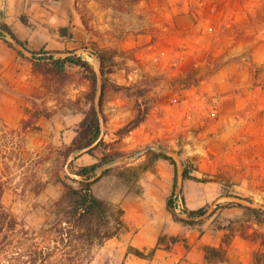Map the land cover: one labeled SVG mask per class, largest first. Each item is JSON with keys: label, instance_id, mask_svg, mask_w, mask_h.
<instances>
[{"label": "rangeland", "instance_id": "374dc122", "mask_svg": "<svg viewBox=\"0 0 264 264\" xmlns=\"http://www.w3.org/2000/svg\"><path fill=\"white\" fill-rule=\"evenodd\" d=\"M21 14L27 15L28 24L21 22ZM2 16L18 25L20 31L13 27L14 31L29 46L58 51L52 53L56 57L78 55L95 70L98 61L91 47L116 50L111 78L119 87L105 94L100 134L123 155L104 165L112 169L105 176L141 193L154 179L155 162L151 172L138 175L139 185L133 187L139 191L114 173L144 161L148 149H165L163 153L176 162V212L186 217V194L191 202L207 205L198 218L202 224L194 226L196 232L219 234L220 239L225 234L230 263L252 264L253 252L264 251V223L238 204L264 210V0H1ZM59 26H68L72 37L59 35ZM0 44L5 49L0 85L11 97L12 111L5 104L0 109L19 119L13 128L0 115V128L5 124L19 129L21 119L30 122L29 128L11 136L20 157L33 159L31 165L41 171L44 182L52 168L47 159L75 135L83 107L75 100L88 81L81 67L68 63V77L47 87L31 71L28 52L22 57L1 40ZM188 73L204 79L195 86H180L178 78ZM136 101L148 108L144 120L132 133L118 135L134 116ZM37 112L48 115L35 116ZM82 154L73 160L74 166L95 160ZM159 160V184L166 201L173 189V166L167 159ZM184 165L204 181L183 179ZM17 180L10 179L4 205L26 228L38 230L52 218L48 204L62 185L44 182L39 193H32L15 188ZM98 180L92 186L97 196L108 187ZM111 191L115 198L123 194L116 187ZM227 202L233 205L218 206ZM98 248L92 264H102Z\"/></svg>", "mask_w": 264, "mask_h": 264}, {"label": "trees", "instance_id": "16d2710c", "mask_svg": "<svg viewBox=\"0 0 264 264\" xmlns=\"http://www.w3.org/2000/svg\"><path fill=\"white\" fill-rule=\"evenodd\" d=\"M19 17L22 23L28 24L27 15L21 14ZM58 33L61 36L72 37L68 26H59ZM0 40L15 49L22 57L25 56L24 51L28 52L29 56L26 57L31 63V71L37 74L41 83L47 87L68 77L65 68L68 63L81 67L88 81V86L81 97L75 100L77 103L81 102L83 107L74 137L69 144L55 150L54 158L47 159L51 162L52 168L48 173L46 172L47 179L44 182L61 183L62 190L48 204L47 213L52 215V218L45 220L38 230L26 228L3 202V194L11 178L16 180L18 178L14 187L23 192L30 190L32 193H39L42 189L44 182H41L42 178L39 176L41 171H36L31 165L33 159L24 160L20 157L18 143L11 136L29 128L30 122L21 119L19 129L1 125L4 128H0V264H89L95 249L105 240L119 237L122 232L128 230L123 217L124 209L108 199L97 196L92 189L94 182L102 175L110 173L112 169L105 167L99 175L96 174L97 170L123 155V151L112 147V142L105 141L100 134L105 94L109 89L119 87V84L111 78L116 65V50L111 47H91L89 51L98 61V68L95 70L88 61L78 55L67 53L56 57L52 53L58 51L35 49L29 46L27 40L19 37L3 16L0 17ZM203 79V75L188 73L185 77L178 78V82L180 86L188 87L197 85ZM135 104L134 116L118 129V135L131 131L144 120L147 106L142 108L137 101ZM40 114L48 115L37 112L35 116ZM32 127L39 128L37 125ZM82 152L89 153L96 160L90 164L74 166L73 160ZM146 152L144 161L126 165L114 174L129 188L139 191L138 188L133 187L134 184H138V175L152 169L157 159H167L173 166V189L166 200L167 210L173 219L188 228L201 225L202 222L198 218L207 212V205L194 209L183 206V214L186 217L180 216L175 210L177 200V196L174 197L177 181L175 160L161 151L148 149ZM65 167L73 175H70ZM181 176L183 179L204 181L191 175L187 165L183 166ZM181 200L183 201L182 197ZM229 205H233V202L218 206ZM238 205L251 211L257 222L264 223V210ZM224 235L218 245H202L203 264H232L225 246L229 239H224ZM179 240L187 246L184 233L161 232L157 245L148 251L131 245L127 246L126 251L148 259L153 255L156 247L168 250ZM252 264H264L263 250L257 249L253 252Z\"/></svg>", "mask_w": 264, "mask_h": 264}, {"label": "crops", "instance_id": "0c3cea01", "mask_svg": "<svg viewBox=\"0 0 264 264\" xmlns=\"http://www.w3.org/2000/svg\"><path fill=\"white\" fill-rule=\"evenodd\" d=\"M172 13L173 12L169 11V16H172ZM4 19L9 23L6 17H4ZM11 26L12 28L14 27L16 31H20L16 23H12ZM163 26L167 28L166 24ZM4 51L5 49L2 44H0V61ZM10 100L11 97L0 85V106H3V104L8 105L6 107L7 111H12L10 109L11 107H9L12 105ZM0 115L8 125L17 128L18 118H14L8 113L3 114L1 109ZM130 132L132 133L133 131L131 130ZM83 155L84 154L80 153L75 159H81ZM95 160L88 161L85 164H90ZM159 163L160 160L157 159L155 161V167L157 170L154 174V179L152 182H147L143 185L141 193H134L133 191L128 190L127 187L115 178L110 179L105 175L99 178L98 181L101 183H107L108 187L103 193H99L98 196L120 202L124 209V220L129 226V229L122 232L119 237H110L99 246V251L104 253H102V264H203L202 245H218L221 242L219 234H210L208 231L198 234L195 228H188L181 222L173 219L171 213L166 208V201L162 198V195L164 197L166 192L163 193L164 189H162L159 184ZM102 167L100 170L98 169L99 171L97 170V175L100 174ZM148 171L150 170L145 172ZM113 186L121 189L123 193L122 196L118 198L113 196L111 191L112 188L114 189ZM185 196V205H187L189 209H194L200 206V203L191 202L188 199L189 195L186 194ZM161 232H166L167 234L184 233L187 246H185L182 240H179L168 250L162 247H156L153 255L148 259L126 251L128 245L144 251L155 247L157 245L158 236ZM92 261L90 264L93 263Z\"/></svg>", "mask_w": 264, "mask_h": 264}, {"label": "water", "instance_id": "95a60500", "mask_svg": "<svg viewBox=\"0 0 264 264\" xmlns=\"http://www.w3.org/2000/svg\"><path fill=\"white\" fill-rule=\"evenodd\" d=\"M159 151L163 152V151H165V149H159Z\"/></svg>", "mask_w": 264, "mask_h": 264}]
</instances>
